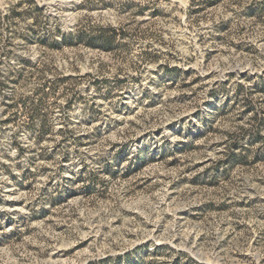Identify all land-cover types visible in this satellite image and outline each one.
Segmentation results:
<instances>
[{"label":"rangeland","instance_id":"374dc122","mask_svg":"<svg viewBox=\"0 0 264 264\" xmlns=\"http://www.w3.org/2000/svg\"><path fill=\"white\" fill-rule=\"evenodd\" d=\"M0 264H264V0H0Z\"/></svg>","mask_w":264,"mask_h":264},{"label":"trees","instance_id":"16d2710c","mask_svg":"<svg viewBox=\"0 0 264 264\" xmlns=\"http://www.w3.org/2000/svg\"><path fill=\"white\" fill-rule=\"evenodd\" d=\"M35 9L40 10L36 5H35Z\"/></svg>","mask_w":264,"mask_h":264}]
</instances>
